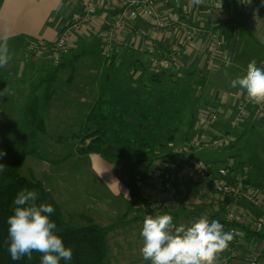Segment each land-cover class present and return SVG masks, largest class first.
Returning a JSON list of instances; mask_svg holds the SVG:
<instances>
[{"label":"crops","instance_id":"1","mask_svg":"<svg viewBox=\"0 0 264 264\" xmlns=\"http://www.w3.org/2000/svg\"><path fill=\"white\" fill-rule=\"evenodd\" d=\"M207 1L205 0L201 6H196L191 4L190 0H169L160 5L158 18H148L141 14L138 20L126 25L118 32V38L113 46V57L111 56L110 60L102 57L101 50L105 33L115 11L103 12L100 2L96 1L98 22L75 33L69 40L71 52L82 54L76 65L75 76L72 80H68L70 69L62 68V72H58L56 81L50 86L54 90L52 99L40 109L41 117L47 128V135L65 134L70 128L80 129L90 106L98 99L101 92H107V96L111 95V85L106 78L112 61L115 63L114 68L118 70H131L133 74L135 72L130 85L120 83L122 91H126L127 88H136L145 92L146 90L142 87L143 82L140 81L141 78H145L143 70L147 69L150 60L163 59L169 55L175 56L173 67L159 70L156 73V79L160 80L161 84H167L168 88H175L177 82H180V86L186 82L190 88H196V95H200L198 96L199 102L194 103L199 105L197 106L198 113L191 117V121H179L174 124L168 120V123H164L165 128L178 125L179 129L187 128L190 131L187 133L189 139L186 140L185 145L177 148L174 153L185 149L195 139L211 142L215 138H226L235 150L240 144L236 141L238 134H254V131H258L264 135V120L256 114L252 102H247L249 98L246 92L230 86L231 79L245 74L249 62L255 60L257 67L264 68V4L262 0H215L218 4V12L213 22H210ZM83 4L82 0H0V40L8 37L11 58L18 52V54H23L28 61V65L14 68L20 78L11 81L12 83L0 76V100L11 101L19 94H25L27 97L24 99L26 102L24 104L32 102L33 98L42 102L49 85L46 77L53 73V66L49 63L51 57L32 58L27 55L28 51L31 52L46 44L52 47L82 12ZM158 21L167 27H158ZM189 28L196 33L197 42L187 45L184 30ZM216 39L222 42L220 48L215 45ZM182 50L185 53L181 55ZM176 54L181 56L178 57ZM60 58L62 61V55ZM227 61L231 62L230 67L226 66ZM148 74L151 75L149 72ZM6 88L9 92L3 93ZM154 95H158L156 102L159 103L161 97L158 91H154ZM184 95L187 96V94ZM168 99L170 96L167 97ZM173 101L175 102L174 99ZM240 106L245 107L247 114L231 129L229 123L237 119ZM23 109L21 110L24 113L19 126L20 133L22 128L25 130L29 127L28 116L25 115L26 105ZM53 109H56V112L52 113ZM163 111H171L175 114L180 110L164 107ZM209 113L219 114L220 119L204 128L203 121ZM73 117H76L79 122L71 121ZM160 127L161 123L157 128ZM47 135L45 137H48ZM62 137L63 135L59 136V138ZM52 140L50 139V143ZM227 144L224 147L229 145ZM211 148L198 152L197 157L206 162L217 160V156L222 153L221 148ZM77 155L74 153L72 157L63 162H70ZM78 156L89 157L84 161L91 167L90 176L100 184L96 188L99 190L102 202L104 201L102 205L96 204L90 208L92 214H87L86 220L104 227H111L121 218L126 220L122 225L118 223L119 226L111 227L109 232L120 227L121 233H124V230L134 233L148 215L171 214L174 217V223L179 226L189 225L204 214H207L209 221L225 220L228 212L234 207L253 211L257 216L262 214V211H254L239 197L228 199L219 208L200 198L191 212L185 211L181 206L185 203L182 191L190 190L195 194H205L208 190L205 183L201 180L197 182L192 176L191 167L189 171H183L176 184L178 200L174 202L173 199L162 213L149 210L144 196L147 194L157 196L161 170L169 162L165 160L155 161L153 166H155L157 175L152 178V185L144 184L142 192L137 191L138 203L130 208L132 197L127 184H134L138 189L139 185L146 183L145 173L139 176V169L144 168L145 165H136V167L113 165L115 174L113 182L115 183L111 182L104 191H101V185H103L101 180L106 182L107 180L97 166H101L104 159L95 154ZM184 161V166H191L186 160ZM93 162H97L95 170ZM60 164L62 163L57 165ZM211 167L215 170L218 168L217 165H211ZM59 176L61 179L64 178L63 171L59 173ZM135 180L138 181L133 182ZM232 180L240 182L246 190L255 189L264 203V183H259L257 178L246 174L240 178L232 177ZM41 184L53 195L59 205V201H64L61 192L52 183L42 182ZM97 206L101 208L98 209ZM69 213H78L77 218L85 219L86 213L84 212L70 211ZM211 215H214V218ZM135 218L138 219L134 220ZM238 233L240 246L237 251L239 257L236 264H248L247 260L253 250H264V233L257 234L241 227L238 228ZM225 253L226 251L219 256ZM109 260L112 264L111 254H109Z\"/></svg>","mask_w":264,"mask_h":264},{"label":"trees","instance_id":"2","mask_svg":"<svg viewBox=\"0 0 264 264\" xmlns=\"http://www.w3.org/2000/svg\"><path fill=\"white\" fill-rule=\"evenodd\" d=\"M62 57L63 60L61 61L60 58L58 65L53 63V59L49 60L50 65L53 66V73L46 77L49 85L44 93L43 100L40 102L39 99L33 98L32 102L26 105L25 115L28 116L29 127L25 130L21 129L17 145H10L7 151L4 152L5 155L2 156L13 153L10 163L0 172V264H40L41 261L42 254L37 252H33L31 258L25 256L20 260H13L7 250V219L13 212L14 197L24 189L35 190L38 193V203L51 204L55 208L54 213L51 214V219L57 224L56 231L58 235L62 236L65 245L73 250L72 259L70 261L62 260L61 264H110L108 240L110 227H104L94 222H88L81 227H77L73 224V218L79 216V214L74 213L67 214V220L65 210L56 202L53 195L37 179L27 178L21 173L27 156H33L52 164H59L72 157L74 153L78 155L95 154L113 165L123 167H136V165L152 167L155 161H162L167 157H169L168 161H171L180 157L177 153L167 152L163 154L162 152V150L167 151V148L175 144L174 134L168 135L164 140L159 141L153 138L155 134L151 132L155 129L156 134L166 135L165 129L175 133L179 130L178 125L165 128L164 121L158 116L159 113L164 111L163 109L159 111L161 106L156 102L158 95H154V91H158L164 103L167 101L168 96H172L175 100L173 96L177 97V94H180L178 90L181 87L180 82H177L175 88H168L167 84H161L160 80L156 79V74H151L140 80L143 82L142 87L146 90L145 92L136 88H127L126 91H122L121 84L127 83V85H130L132 75L135 72L133 74L131 70H122L125 73V78L120 80L119 71L121 70L114 68V61L110 63V70L106 78L111 85V95L107 96V92H101L98 99L90 106L89 112L81 124L80 132L70 136V140L76 142L74 152L57 161L43 156L39 152L38 143L47 135V128L44 119L41 117L40 109L42 105H47L52 99L54 90L50 86L56 81L58 72L62 68H69L70 73L67 79L72 80L75 76L76 65L82 54L71 52L68 56L63 55ZM115 69L116 71H114ZM178 114L175 112V115ZM137 119H141L142 122L138 123ZM168 122L166 120V123ZM160 123V131H157V126ZM162 128H164V132L161 131ZM132 129H136V131L131 132ZM127 131H130L131 137L126 136ZM188 139L189 135L186 134L185 140ZM156 141L159 142L156 143ZM230 143L228 142L229 145L227 144L228 146L224 147L225 150L233 148ZM218 162L217 159L206 163L212 169L211 165H217ZM127 186L133 200L130 205V208H132L138 203V192L136 185L128 183ZM211 217L214 218V215H211ZM218 221L221 224L226 223L225 220ZM125 222L126 220L123 218L122 223Z\"/></svg>","mask_w":264,"mask_h":264},{"label":"rangeland","instance_id":"3","mask_svg":"<svg viewBox=\"0 0 264 264\" xmlns=\"http://www.w3.org/2000/svg\"><path fill=\"white\" fill-rule=\"evenodd\" d=\"M66 56H68V54ZM26 65H28V61L24 58V55L18 54L17 52V55L11 58L6 66L0 67V76L3 79L6 78L8 82H11L15 79H18V77L20 78V75L17 76L18 72L15 71L14 68L17 69L19 66ZM62 70L63 69L60 70V73L62 72ZM114 71H116V69ZM147 71L143 70V72L145 73V77L149 76ZM124 78V71H119V79L123 80ZM56 86L62 89L59 85ZM56 86H54V88H56ZM178 90L180 91V94H177V97L173 96L175 98V102L173 101L172 96L165 103L161 98L159 99L161 109H163L164 107H169L170 109L176 108L180 110L178 115L171 113V111H164L163 113H159L158 116L162 119V121H164V123H166V120H169L170 123L174 124H177L179 121L187 122L191 120V117L193 115H197L198 113L197 106L199 105H195L194 103L199 102L198 96L200 95H196V88H190V86H188L186 82H184V85L179 87ZM184 94H187L188 97ZM5 97L6 96H4V98ZM25 97H27V95L19 94L16 99H13L11 101L6 100L4 102L3 100H0V153H4L5 151H7L10 145H17V140L20 134L19 126L22 123L24 113V111L21 110L23 109V107H25V105H27L24 104ZM58 111L60 110L58 109ZM54 112H56V109L52 110V113ZM71 119V121L73 122H79L76 117H73ZM137 122L141 123L142 120L137 119ZM163 129L164 128H162L161 131L164 132ZM134 131H136V129L131 130V132ZM157 131H160V129L157 128ZM76 132H80V129L70 128L67 129L65 134L47 135L48 137H44L38 143L39 152L50 160L57 161L63 159L67 154L74 151V144L76 143L75 141L70 140V136H72ZM151 132L152 134H155L153 138L159 141L164 140V138L168 135H175V144L171 145L170 148H167V151L161 149L163 154L167 152L174 153L177 148H181V146H184L186 141V134L190 133L187 128H181L177 130L176 133L165 129L166 135L156 134L155 129ZM254 132V134H238V139L236 140L240 143L238 145V149L233 150L234 148H232L225 150L224 145L219 146L222 153L217 156V159H220L217 163V166H230L233 178L235 176L240 178L243 174H246L250 177L257 178V181L263 184L264 135H262L261 132L258 131ZM62 135L63 137L59 138V136ZM235 135L237 136V131ZM126 136L131 137L130 131H127ZM49 138L53 139L52 143H50L51 141ZM159 141H156V143ZM210 149L212 148H209L208 150ZM12 157L13 153H11V155L0 157V164H3L5 166L8 165ZM88 158L89 157L83 158L82 156L77 155L73 157L70 162H62V164L57 165L37 159L33 156H27L21 170V173L25 177L30 179L35 178L40 183H52L58 189V191L61 192V195L64 197V201L61 200L59 201V203L65 210V217L67 220V214L70 211L86 213L84 216L85 219H79L77 218V216L73 218V224L77 227H81L89 222L88 219L86 220V217L87 214H92L90 208H92L96 204L102 205L104 202H102L101 196H99V190L96 188V186H99L100 184L90 176L89 172L91 171L89 169H91V167H89V163L84 161L88 160ZM168 159L169 157L165 158L164 160L167 162ZM106 162L107 161H105L104 159L102 165L97 166V169L102 172L104 178L107 180V182L101 180L103 184L101 185V191H104L105 187L115 179V174L113 172L115 165L113 166V164L109 162L108 164ZM96 164L97 162H93L92 164L94 170L96 169ZM62 171L64 173V178L61 179L59 173ZM143 172L145 173L146 183L144 182L142 185L138 186L137 191L139 193L142 192V186L144 184L152 185V178L157 175L155 166L144 168L141 167L139 169V176H141ZM57 173L59 177L57 176ZM138 180H135L133 182H137ZM253 190L255 191V189ZM132 202L133 200H131V203ZM96 208H98V206ZM100 208L101 206L98 209ZM74 214L78 215V213ZM122 221L123 219L121 218L117 223H115L114 225L112 224L111 227L113 228L115 226H119V224H124L122 223ZM142 226L143 223L134 233L128 232V230H124V233H121L120 227L109 232V254H111L112 264H150V261L144 260L141 254L143 238L140 233L142 230ZM111 227L109 229H112Z\"/></svg>","mask_w":264,"mask_h":264},{"label":"built area","instance_id":"4","mask_svg":"<svg viewBox=\"0 0 264 264\" xmlns=\"http://www.w3.org/2000/svg\"><path fill=\"white\" fill-rule=\"evenodd\" d=\"M84 2L82 12L70 24V26L60 35L56 43L52 47L42 45L37 49L28 51V56L34 57H51L53 63L58 65L60 62V55H67L71 52L69 44L70 38L81 30L90 25H95L98 22V15L96 11L95 2H100V8L103 12L115 11L114 17L109 22V27L104 36V44L101 50L102 57L106 60L110 59L113 54V46L118 38V32L126 25L138 20L142 14L148 18H158L159 7L162 3H167L169 0H82ZM250 1V0H246ZM217 2L215 0H208L207 6L210 14L208 20L213 22L217 16ZM158 27H167L161 21H158ZM145 36L146 33H143ZM185 42L187 45L195 44L197 42L196 33L189 29L184 30ZM215 45L217 48L222 46V42L216 39ZM181 55L185 51L180 52ZM178 57L181 56L176 54ZM175 63V56L169 55L163 59L154 58L149 61L147 70L151 74H156L162 68H171ZM247 102H251L250 99ZM256 114L264 120V104H254ZM247 112L244 106L239 107L237 119L229 123L233 129L238 122L246 116ZM208 117L204 118L203 127H208L211 124L218 122L220 115L217 113H209ZM226 138H215L211 142H202L201 140H192L190 145L180 152L179 158L171 160L161 170L160 187L157 196H144L145 202L152 211L162 213L170 202L178 200L176 191V184L184 170H193L192 176L196 181H202L207 186L208 190L205 194H195L192 191H182V198L185 201L181 206L185 211L191 212L195 204L200 198L204 199L208 204L219 208L223 202L228 201L232 197L242 198L249 204L253 210L262 211V214L257 216L253 211L249 212L241 208H232L226 215V223L223 224L225 231L233 233V240L229 244L225 255L218 256V264H236L238 260V247L240 242L238 239V228H245L251 232L260 234L264 233V203L253 189H244L240 182L232 180V172L230 166L225 165L218 167L216 170L211 169L210 166L201 158L197 157V153L204 149L211 147H219L227 144ZM191 166L185 165V161ZM184 167V168H183ZM180 205V204H178ZM248 264H264V250L255 249L251 252L250 258L247 260Z\"/></svg>","mask_w":264,"mask_h":264},{"label":"clouds","instance_id":"5","mask_svg":"<svg viewBox=\"0 0 264 264\" xmlns=\"http://www.w3.org/2000/svg\"><path fill=\"white\" fill-rule=\"evenodd\" d=\"M190 3L201 6L205 0H190ZM10 59L8 37H5L0 40V67L6 66ZM226 66L230 67L231 62L227 61ZM230 86L246 92L252 103L264 104V68L257 67L255 60L248 63L244 75L231 79ZM3 155L5 153H0V157ZM4 169L5 165L0 164V172ZM37 200L38 193L26 189L13 199V212L7 219V250L11 258H31L33 252H37L42 254L40 264L70 261L73 250L65 245L56 231V222L51 219L54 206ZM140 235L143 238L141 254L150 264H218L219 254L226 251L233 240V233L225 231L219 221H209L207 214L189 225L179 226L171 214L148 215L143 220Z\"/></svg>","mask_w":264,"mask_h":264}]
</instances>
